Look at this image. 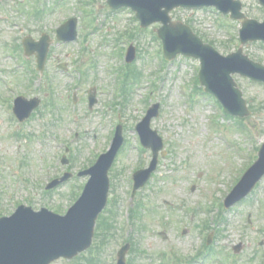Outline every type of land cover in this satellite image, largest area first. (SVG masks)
Wrapping results in <instances>:
<instances>
[{
  "label": "rangeland",
  "instance_id": "374dc122",
  "mask_svg": "<svg viewBox=\"0 0 264 264\" xmlns=\"http://www.w3.org/2000/svg\"><path fill=\"white\" fill-rule=\"evenodd\" d=\"M42 1L48 3L43 19L34 16L38 0H0V213L9 216L19 205L31 206L37 211L46 207L60 210L59 214L66 213L75 202V193H80V186L85 185L87 179L75 177L53 194L44 193L46 185L67 169L78 173L91 167L96 153L109 149L113 123L119 119L117 110H120L123 113L120 124L124 126L128 142L109 172V201L114 197L115 203L110 205L112 212L105 215L115 217L109 221L107 241L103 246L104 241L95 238L88 252L53 264H116V253L131 232L134 251L128 255V264H173L175 256L180 264H193L190 259L212 233L202 227L219 217L213 203L222 202V197L229 193V186L254 162L264 143V84L239 74L233 76L252 112L243 124H238L239 121H230L223 113L219 115V108L211 98L196 93L198 61L180 56L163 66L162 44L155 39L157 25L141 31L131 11H113L106 0H94L89 6L85 4L91 0ZM242 2L249 17L262 20L255 0ZM7 3L11 7H5ZM87 11L93 13L92 18L86 15ZM172 15L173 19L192 26L225 56L240 47L237 32L240 25L229 17L212 9H179ZM72 17H80V40L64 46L53 44L47 70L43 75L38 73L39 77L31 85L33 91L29 92L26 64L12 49L26 35L39 39L42 32H48L53 37L51 29L58 26L59 19ZM20 28L23 33L19 32ZM129 33L136 36L131 38ZM84 35L87 37L85 45ZM130 43L137 49V57L131 65L142 76L137 83H132L133 93L125 101L118 94L119 90L112 94L115 87L112 72L120 70L122 73L124 69L123 60H113ZM244 53L264 65V43H248ZM29 60V67L36 70L34 59ZM75 62L82 73L81 81L77 79L78 71L73 72L77 67ZM63 63L70 71L67 75L57 68ZM46 74L54 82L56 111L45 105ZM2 81L12 85L14 91H9ZM92 87L97 89L98 102L89 110L88 90ZM16 93L42 99L32 118L20 128L3 100ZM74 94L78 96L77 107L72 105ZM119 103L122 107L117 106ZM155 103L161 105L160 115L152 120L151 127L163 138L167 153L160 158L158 170L149 184L131 201L133 207L139 201L140 207L136 208H141L142 214L137 229L133 227L131 231L126 217L131 199L130 179L134 171L147 167L151 161L150 150L138 153L134 127L145 116L146 109ZM74 111L78 121L73 118ZM16 130L24 136L17 139ZM63 141L71 147L69 168L60 163L66 149ZM221 215L226 225L218 235L214 232L210 245L213 257L206 264H263L264 180L246 201L231 211H222ZM160 232H165L168 239H162ZM239 245L242 248L235 254L233 248ZM91 254L97 255L93 262L89 261ZM229 256L236 259L229 261Z\"/></svg>",
  "mask_w": 264,
  "mask_h": 264
},
{
  "label": "water",
  "instance_id": "95a60500",
  "mask_svg": "<svg viewBox=\"0 0 264 264\" xmlns=\"http://www.w3.org/2000/svg\"><path fill=\"white\" fill-rule=\"evenodd\" d=\"M109 3L114 8L133 6L138 9L141 19L145 20V26L156 20H162L165 23V27L159 33L165 42L168 58H175L179 53L201 58L203 62L201 78L203 84L207 86V90L217 95L229 112L241 117L248 115L246 102L236 89V85L230 75L239 72L254 79L264 81V78L258 77L238 66L236 60H244L245 64L248 63L246 58L240 57L241 51L240 55H232L228 58L221 57L212 48L204 46L198 38L193 36L188 27L181 23H170L171 19L168 17V12L179 6L215 5L225 13L229 11L238 13L240 10L238 4L235 5L233 0H109ZM149 6L150 8H148ZM163 8H165V11L162 12ZM158 13L159 16H155ZM234 17L241 18L238 15ZM73 23L74 32L75 22ZM253 23L248 20L244 21V42L257 39L264 40V31L254 37L248 35L249 27L255 25ZM25 49L28 55H32L35 51L38 52L39 64L45 62L48 47L44 43L36 44L31 40H26ZM133 58L134 52L132 51L130 60ZM22 103L25 105V100L19 101L20 105ZM233 103L237 104L234 106L238 110L232 106ZM157 111L158 106L151 111L150 116L143 124L142 133H150V119L158 114ZM118 140H120V137L117 138ZM119 146L120 143L117 144L116 142L112 151L108 155L103 156L98 165L90 171L89 174L93 175V179L87 187L83 198L70 211L67 217L59 218L46 212L37 214L30 208L22 207L12 218L2 219L0 221V264H50L60 257L73 258L78 253L89 248L96 220L106 206L109 191L107 172ZM157 150L156 148L155 151L157 152ZM263 175L264 147L261 151L260 160L249 171L229 204H233L249 194ZM126 250L122 254L121 264H124Z\"/></svg>",
  "mask_w": 264,
  "mask_h": 264
}]
</instances>
